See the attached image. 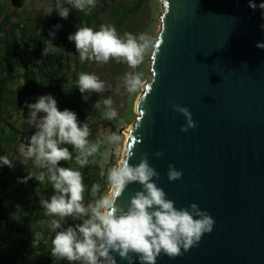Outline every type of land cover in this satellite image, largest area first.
<instances>
[{"label":"water","instance_id":"obj_1","mask_svg":"<svg viewBox=\"0 0 264 264\" xmlns=\"http://www.w3.org/2000/svg\"><path fill=\"white\" fill-rule=\"evenodd\" d=\"M252 3L255 10L249 0H160L150 77L121 160L133 153L136 165L147 153L175 207L196 203L215 225L188 252L161 254L156 264H264V49L255 46L264 43V0ZM173 104L190 110L195 128L180 131L185 118ZM169 164L181 179H167ZM140 188L129 184L117 206L126 210Z\"/></svg>","mask_w":264,"mask_h":264},{"label":"clouds","instance_id":"obj_2","mask_svg":"<svg viewBox=\"0 0 264 264\" xmlns=\"http://www.w3.org/2000/svg\"><path fill=\"white\" fill-rule=\"evenodd\" d=\"M66 3L85 15L96 7V0H66ZM249 7L255 10L257 5L249 0ZM54 8L61 18H68L67 7L57 3ZM259 8L264 10V3L259 4ZM52 11L53 8H50L48 14ZM260 27L264 30V24ZM67 38L74 42L82 62L88 60L105 64L113 59L117 63H125L132 70L124 74L117 90L123 87L129 95H133L145 87L143 73L135 69L154 47L152 38L147 34L137 36L126 32L121 37L115 27L101 25L98 31L90 27L77 28ZM255 46L264 49V43ZM48 51L44 47L42 54L47 55ZM75 86L81 94H88L82 95L85 102L90 94L103 93L106 88L104 81L89 73H80ZM108 87L111 88V85ZM113 105L112 98L108 97L97 100L93 107L102 110L103 119L115 120L118 112ZM26 107L30 110L28 124L37 130L27 143L19 144L18 151L25 159L33 160L34 166L40 169L38 173L28 174L26 179L34 177L41 185L47 180L52 186L51 197L41 198L39 202L45 216L51 218L49 229L55 235L50 252L55 260H66L69 264H117L112 255L115 253L127 264H134V260H138L139 264H156L161 254L174 259L197 246L204 234L211 233L215 220L206 211L196 203L177 209L175 202L157 186L155 180L159 179V173L149 164L147 153L142 154L139 163L133 165L129 163L133 153L126 152L121 162L107 173L112 194L85 206L81 171L58 167L60 161L73 159L69 148L62 145H70L74 149L76 165L84 168L90 163V158L98 154L104 141H89L91 132L88 125L80 124L74 112L58 110L57 102L51 95L40 96L36 103L26 104ZM172 110L185 118L181 132L196 127L187 107L173 104ZM38 113L44 115L38 119ZM119 141L120 137L115 133L107 137L109 144ZM154 155L160 158L164 153L157 151ZM0 164L13 167L12 160L6 155L0 156ZM166 175L170 182L176 181L181 179L182 171L169 164ZM132 183H138L141 188L130 198L124 210L117 206L116 198ZM94 190L99 191V185ZM68 217L81 222L64 228ZM43 238L40 232L33 234L32 247H39Z\"/></svg>","mask_w":264,"mask_h":264},{"label":"trees","instance_id":"obj_3","mask_svg":"<svg viewBox=\"0 0 264 264\" xmlns=\"http://www.w3.org/2000/svg\"><path fill=\"white\" fill-rule=\"evenodd\" d=\"M145 1L96 0V7L88 15L74 9L68 4V18L65 20L57 17L47 22L48 26L44 35L40 32L43 27L44 17L38 18V13L24 12L19 21L8 29L10 44L8 45L7 52L3 55L4 61L1 67V71H4L7 77H13V72L7 70V66H11L12 64L16 65L17 68L23 69L25 72L24 80L27 94L25 93L24 99L13 101V104H28L30 102L29 99H31L30 97H34L33 101L36 103L37 99L43 96L40 91L51 82L50 86L60 91L62 95L63 110L68 109L74 112L78 122L83 118L87 119L89 116L97 117L90 103L94 102L97 97L100 99H104V97L92 94L89 95V99L85 102L82 95L78 94L75 84L79 74L85 73L86 68H81L76 63L70 64L62 45L65 38L70 34H74L77 28L90 27L92 24H97L99 16L106 12L114 20L115 29L120 31L123 25L137 14ZM7 24L8 17L6 16L0 29L5 28ZM20 28L22 30L21 34L17 35L16 30ZM49 42L54 43L57 47H49ZM44 47L49 49L47 55L42 54ZM5 110L6 108L0 103V116L4 114ZM88 139L91 141L92 135ZM0 143L4 147L5 155L11 154L17 144L14 130H10L7 134L1 133ZM62 146L69 147V145ZM96 161V156L91 157L90 163L83 168V180L88 181L87 176L89 171L95 167ZM61 166L62 161L58 163V167ZM39 185V189L29 190L31 193V195L29 194L30 198L24 202L20 200L27 197L29 192H21L17 198L12 196L0 198V264H19V262L25 264H69L66 260H55L51 256V240L54 238L55 233L50 231L49 228L42 233L44 238L40 241L39 247L33 248L32 246H28L23 240L17 239L15 245L10 250H3L4 238L1 231L2 226L7 224L9 227L14 228L20 222L26 223L25 218L20 219L19 216L10 217L11 213L16 211L18 205H21V208L27 214L33 213V211L37 214L38 212L44 213L39 201L41 198L49 199L53 194V189L48 181L43 185ZM84 197L85 202V193ZM80 222L68 217L63 227L75 226V224ZM33 234L35 233L31 232V234H28L31 237V241L33 240Z\"/></svg>","mask_w":264,"mask_h":264},{"label":"crops","instance_id":"obj_4","mask_svg":"<svg viewBox=\"0 0 264 264\" xmlns=\"http://www.w3.org/2000/svg\"><path fill=\"white\" fill-rule=\"evenodd\" d=\"M57 3H60L63 7H67L68 5L66 0H0V28L6 16L8 17V24L5 25V28L0 29V103L6 108L4 114L0 116V135L1 133L7 134L10 130H14L17 140V144L14 147L12 153L6 155L10 160H12L13 167L9 168L8 166L0 164V198L11 196L17 198L21 192H29V190L32 189L37 190L40 186V183L36 181L34 177L26 179L28 174L38 173L40 169L34 166L33 160L25 159L18 151L19 144L21 142L27 143L31 135H33L37 130L34 126H30L28 124L27 119L30 110L26 107V104H13V101L22 100L25 98V93L27 94L24 80L25 72L23 69L17 68V66L14 64L7 66V70L13 72V77H7L6 73L1 71L4 61L3 55L7 52L8 45L10 44V40L8 39V29L10 26L16 24L19 21L24 12H32L38 13V18L44 17L43 27L40 30L41 34L44 35L48 26L47 22L54 18L60 17L54 8ZM50 8H53V11L48 14ZM21 31V28L16 30L17 35H20ZM51 44H49V47H57L54 43ZM62 47L66 57L69 59L70 64L79 63L80 66L84 64L81 60H79L80 58L77 59L79 55L76 52L74 42L69 41L66 37ZM50 84L51 82L48 83V85L40 92L42 95H51L57 102L58 110L62 111L64 108L62 95L60 91L53 89ZM76 89L78 94L87 95V93L81 94L77 87ZM28 104H30V102ZM43 115V113H38L37 118L39 119ZM68 148L71 152L70 147ZM4 155V147L2 143H0V156ZM66 165V161H62L61 167H67ZM29 194L31 195L30 192L28 193V196ZM28 196L20 201L24 202L30 198V196ZM34 214L35 211H33V213L27 214L25 211H23L21 205L17 206L16 211L11 213L10 217L12 218L19 216L20 219L25 218L26 223L24 224L23 222H20L14 228L9 227L7 224L2 226L1 231L4 238L3 250H10V248L15 245V241L17 239H21L28 246H32V241L28 242L27 239L23 237V234H28L27 226L29 219L32 218ZM41 215L45 214L38 212L37 216L41 217ZM41 231L43 230H37V232L40 233Z\"/></svg>","mask_w":264,"mask_h":264},{"label":"rangeland","instance_id":"obj_5","mask_svg":"<svg viewBox=\"0 0 264 264\" xmlns=\"http://www.w3.org/2000/svg\"><path fill=\"white\" fill-rule=\"evenodd\" d=\"M121 1L124 2L125 0ZM161 11L162 8L160 0H146L139 8L137 14L133 18L129 19L120 31L116 30L117 34L123 37L126 32L137 36L144 33L152 38L154 44L158 35V26L160 24L159 15ZM101 25H111L115 27L114 20L110 17L108 12L101 14L99 16L98 23L92 24L90 28L94 31H98ZM151 50L149 54L145 56L144 62L137 69H135V71L143 73L142 79L144 82H146L150 77L149 56ZM78 58L79 56L77 59ZM82 63L84 64L81 66L77 63V66L79 65L81 68H86L85 73L95 74L100 80L104 81L106 85L103 93L92 94H97L98 96H103L104 98L111 97L114 102L113 106L118 112V117L115 120H106L102 118V110H98L93 107V111L96 112L97 117L94 118L89 116L87 119L83 118L79 121L80 124L86 123L88 125L91 132L90 135H92L91 141H95L97 139L104 141L101 145L100 151L96 155V165L91 171H89L87 176L88 181L83 180L86 194V201L84 204L87 206L88 203L110 194L111 187L107 182V173L109 169L117 166L121 161L125 140L123 132L134 122L135 101L140 95L142 89L133 95H129L123 87H120L119 90H117V85L120 84L124 74L132 71L125 63H117L113 59H110L105 64H97L88 60H85ZM109 85H111V88L108 87ZM99 99L100 98L97 97L94 102L90 103V105L93 106ZM112 133H115L120 137L119 142L115 144H109L107 142V137ZM69 147L72 152L73 159L66 161V166L68 168L81 171L83 177L84 169L79 168V166L76 165L74 160L76 153L71 146ZM96 185H99V191L94 190ZM49 219L50 218L45 215H41V217L37 216V213L35 212L32 218L29 219L27 226L28 234H31V232L37 233V230H43L41 231V233H43L49 228ZM28 234H23V237L27 239L28 242H31V237H29ZM19 264L25 263L19 262Z\"/></svg>","mask_w":264,"mask_h":264},{"label":"bare ground","instance_id":"obj_6","mask_svg":"<svg viewBox=\"0 0 264 264\" xmlns=\"http://www.w3.org/2000/svg\"><path fill=\"white\" fill-rule=\"evenodd\" d=\"M161 13V12H160ZM159 28H160V24H159V26H158V32H159ZM145 83V82H144ZM139 97V96H138ZM137 100H138V98L136 99V101H135V106H136V103H137ZM129 129H130V126L126 129V130H124V132H123V135H124V144H125V141H126V139H127V137H128V132H129ZM110 195V194H109Z\"/></svg>","mask_w":264,"mask_h":264},{"label":"flooded vegetation","instance_id":"obj_7","mask_svg":"<svg viewBox=\"0 0 264 264\" xmlns=\"http://www.w3.org/2000/svg\"><path fill=\"white\" fill-rule=\"evenodd\" d=\"M70 75L72 76V73H70ZM31 99L30 100V104H34L35 102L33 101L34 100V97H30Z\"/></svg>","mask_w":264,"mask_h":264}]
</instances>
